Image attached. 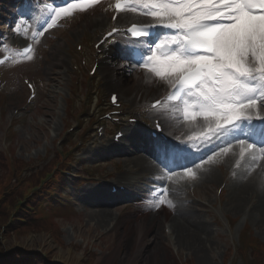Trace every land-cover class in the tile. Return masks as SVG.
Returning a JSON list of instances; mask_svg holds the SVG:
<instances>
[{
    "label": "rangeland",
    "instance_id": "rangeland-1",
    "mask_svg": "<svg viewBox=\"0 0 264 264\" xmlns=\"http://www.w3.org/2000/svg\"><path fill=\"white\" fill-rule=\"evenodd\" d=\"M74 9L81 10L74 13L72 12ZM108 13L109 10L104 3H85L73 7L62 16L64 17L66 14L71 15L68 17L72 22L68 18H59L55 23L56 26L63 25L65 27H61V30L47 35L40 42L39 47L42 49L39 51L38 61L32 58L27 62L10 64V68L7 72H4V75L6 74L4 84L8 95L6 99L8 101L3 115H1L3 107L0 106V153L6 147L7 120L12 111L24 102L27 94L22 83L17 81L19 72L28 74L29 78L34 81L41 82L42 88L40 90V97L36 101L35 112L32 114H19L21 119L18 125L9 133L11 141L9 143V145L11 144L10 150L14 149L17 157L24 158L27 161L45 156L50 152L49 143L53 142L62 132L61 125L64 119L63 110L65 109L66 101L68 100L69 104L73 107H77L80 105L79 98L82 97L80 92L75 90L71 79L73 73L71 61L72 59H79L76 52V44L82 43L89 47V44L96 42L103 33L104 26H106L97 25L98 23H102V21L98 22L97 20L109 17ZM148 78L151 80L150 76ZM156 81L163 84L159 79H156ZM54 117L55 119L53 120ZM185 120L187 123L185 132L206 124L203 119L199 124H196L197 120ZM74 122L75 118L68 116L65 128L71 126ZM57 133L58 135H56ZM188 151V155L191 156L190 150ZM223 159L224 156L220 158L219 155L209 167L213 166V169H216V166L221 164ZM219 168L224 170V167H221V165ZM219 168L216 170L220 171ZM192 174H194L195 178L192 175H187L177 180L183 185H191L189 200L195 201L192 198L195 195L198 200L205 201L208 199L210 201L208 203L210 205L209 208L196 203L197 201L194 205H191L194 206L191 209L192 213L199 217L205 223V226L209 228V231H211L205 242L207 249L205 259L201 261L194 252H189V250L180 253L179 258H175V255L171 253L168 247L169 242L167 243L166 240L163 241L166 243L165 249L167 253L162 256V259L167 258L171 262L170 264H180L186 260L191 261L192 264H223L230 255V247L237 245L239 238L243 240L245 233L241 231L248 225L253 229L255 235L264 241V226L259 219L256 205L246 210V215H237L245 210L246 205L253 204L251 200H247L237 210L236 206L231 205L233 195L227 194L225 196L224 194L221 200L218 199L217 190L220 187L219 183L210 185V190H206L200 183L203 175H199V171H195ZM183 199H186V197ZM88 201L93 200L90 199ZM91 207L85 206L83 203L81 211L79 210L80 213L70 221L58 220V224L63 226V231L61 230L56 234L61 241L60 245L55 241L54 235H51L50 232L42 234L41 231L39 233L18 234V232H15L6 234L4 243L9 248L17 247L24 250L25 256L29 252L52 253L53 261L63 264H86L85 260L87 256L84 251L88 248L97 252V259L94 258L92 261H96V264H151L149 263V257L143 256L136 262L131 263L130 260L132 258L129 254L134 249L133 238L120 243L113 232L109 235L110 232L107 226L110 224V219H108L105 225L97 226V220L92 216L94 215L92 212L97 209L94 206ZM116 210L114 208V211H111L114 213L113 217H116ZM134 216L136 215L131 213L127 214L124 218L129 222ZM232 220L237 221L234 228L230 225ZM126 222L120 224V230L128 223ZM107 235L109 236L106 237ZM153 247L148 252L156 249L155 245ZM154 252L155 250L152 254ZM113 254H117V258L113 262H110ZM158 261L161 262L160 258H158ZM238 264L242 263L239 262Z\"/></svg>",
    "mask_w": 264,
    "mask_h": 264
},
{
    "label": "snow or ice",
    "instance_id": "snow-or-ice-1",
    "mask_svg": "<svg viewBox=\"0 0 264 264\" xmlns=\"http://www.w3.org/2000/svg\"><path fill=\"white\" fill-rule=\"evenodd\" d=\"M141 6L176 31L155 45L151 66H144L184 94L186 119L202 117L212 135L254 117L264 122V0H142Z\"/></svg>",
    "mask_w": 264,
    "mask_h": 264
},
{
    "label": "bare ground",
    "instance_id": "bare-ground-1",
    "mask_svg": "<svg viewBox=\"0 0 264 264\" xmlns=\"http://www.w3.org/2000/svg\"><path fill=\"white\" fill-rule=\"evenodd\" d=\"M133 78V81L128 82L129 88L131 89L133 88V85L134 87L137 85L141 89L148 87V92H153L162 86V84L156 82L155 80H153L152 83L149 81L147 84L142 76L136 75ZM117 81L118 80H116V82ZM238 151L239 148L230 146L228 151L225 152L227 173H230V171L233 170ZM137 164L143 166V162L141 160H138ZM201 170V175L203 176L200 179V183L206 190H210V185H212L211 183L219 181L218 176L215 175L216 171H214L212 167L207 169V171L204 169ZM178 176L182 175H177V177ZM230 179L229 182H231V185L228 187L235 190L234 199L231 201V205L236 206L235 208L238 210L241 206H243V204H245V202H247V200L252 201L255 196V198L261 201V204L259 203L256 209L262 217V224L264 225V160H262L260 167H258L252 175L239 179L237 183L230 181ZM184 191L185 188L181 185H171V196H168V202L174 208V211H176V214L169 217L170 222L172 223L171 227H173L172 235H176V239L182 249L194 252L201 261H204L206 256L205 252L207 250L205 242L208 239L207 236L211 234V231H209V228L205 226V223L201 221L199 217L192 213L190 207L188 208L184 206L181 201L177 200V196L181 195ZM102 207L104 209L101 208L92 212L94 213L92 216L96 218L95 220H97V226L105 225L108 219H110V222L113 220L111 219L113 217V213L108 209L109 206L102 205ZM244 209H246V207ZM158 219L159 218L156 216L143 214L130 220L123 228L121 227L122 230H120V228L115 229L114 234L119 239L120 243L125 242L126 240L128 241L132 238L135 240V249L129 254L132 258V260H130L131 263L136 262L141 258V256L146 258L149 257V263L151 264L171 263L167 258L162 259V256L167 252L165 244L162 242V238L160 237L161 229L159 224L161 221L158 222ZM149 235H156L157 237H160V240L156 239V241H154L156 249L147 253V250L143 248V242L147 241ZM152 248L154 247L152 246ZM154 250L155 252L152 254ZM116 258L117 254H113L110 262H113ZM158 258H160L161 262L158 261Z\"/></svg>",
    "mask_w": 264,
    "mask_h": 264
},
{
    "label": "trees",
    "instance_id": "trees-1",
    "mask_svg": "<svg viewBox=\"0 0 264 264\" xmlns=\"http://www.w3.org/2000/svg\"><path fill=\"white\" fill-rule=\"evenodd\" d=\"M1 242V241H0Z\"/></svg>",
    "mask_w": 264,
    "mask_h": 264
}]
</instances>
